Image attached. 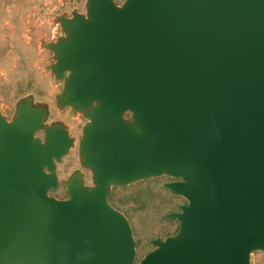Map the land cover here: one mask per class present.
I'll list each match as a JSON object with an SVG mask.
<instances>
[{"label":"water","instance_id":"95a60500","mask_svg":"<svg viewBox=\"0 0 264 264\" xmlns=\"http://www.w3.org/2000/svg\"><path fill=\"white\" fill-rule=\"evenodd\" d=\"M80 2L81 0H69ZM44 45L81 114L82 172L58 189L75 140L47 109L0 115V264H136L110 189L168 177L177 232L138 264H251L264 253V0H85ZM43 132V139L36 134Z\"/></svg>","mask_w":264,"mask_h":264},{"label":"rangeland","instance_id":"374dc122","mask_svg":"<svg viewBox=\"0 0 264 264\" xmlns=\"http://www.w3.org/2000/svg\"><path fill=\"white\" fill-rule=\"evenodd\" d=\"M114 1L119 6L124 2ZM85 12V0H0V115L11 121L18 103L30 99L35 106L47 109V125H64L75 140L69 154L57 165L59 187L49 193L58 200L67 198L65 181L74 173H83L86 186H92V181L78 158V143L86 120L71 109L56 106L55 98L63 84L49 70L54 63L53 54L44 45L64 36L58 18ZM36 137L43 139V132ZM173 181L159 177L110 189L109 203L128 219L132 228L136 264L154 249L152 241L164 240L178 230V222L166 218L178 212L185 202L163 188ZM251 264H264V253L253 254Z\"/></svg>","mask_w":264,"mask_h":264},{"label":"trees","instance_id":"16d2710c","mask_svg":"<svg viewBox=\"0 0 264 264\" xmlns=\"http://www.w3.org/2000/svg\"><path fill=\"white\" fill-rule=\"evenodd\" d=\"M116 209V208H115Z\"/></svg>","mask_w":264,"mask_h":264}]
</instances>
